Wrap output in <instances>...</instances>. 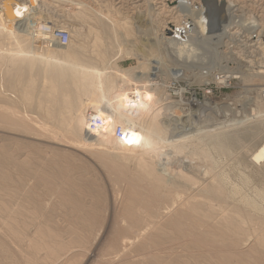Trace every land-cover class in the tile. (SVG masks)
Returning <instances> with one entry per match:
<instances>
[{"label": "rangeland", "instance_id": "1", "mask_svg": "<svg viewBox=\"0 0 264 264\" xmlns=\"http://www.w3.org/2000/svg\"><path fill=\"white\" fill-rule=\"evenodd\" d=\"M29 1L0 0V115L20 126L0 121V264H215L213 254L228 247L196 246L170 223L180 212L203 222L195 224L201 232L224 229L223 242L238 240L234 252L264 264V161L250 158L264 143V74L258 73L264 44L248 48L234 28L216 56V72L233 77L227 85L175 78L166 53L175 44L168 39L193 24L174 9L180 0ZM197 1L205 0H190ZM229 1L242 7L243 19L261 22L264 33V0ZM209 2L213 20L217 2ZM27 9L37 21L68 31L70 43L60 48L19 31L15 14ZM230 48L236 53L228 58ZM77 71L110 84V95L128 92L130 106V93L141 84L157 94L138 124L145 133L155 125L154 152L118 141L119 150L109 138L105 148L102 140L87 142V115L103 97L73 84L65 92L62 79ZM171 118L190 121L187 132L195 134L171 142ZM212 128L216 138L203 133ZM211 189L222 191L219 200L209 197ZM252 201L262 202L263 212L250 220ZM238 208L245 221L237 222ZM238 223L243 233L234 229ZM209 236L216 241L215 233Z\"/></svg>", "mask_w": 264, "mask_h": 264}, {"label": "bare ground", "instance_id": "2", "mask_svg": "<svg viewBox=\"0 0 264 264\" xmlns=\"http://www.w3.org/2000/svg\"><path fill=\"white\" fill-rule=\"evenodd\" d=\"M213 1L215 3L217 2L216 3L217 8H214L211 13L214 15L213 20H210L211 10H209V8H213V5H208V2L211 3V0H205L204 2L197 1L194 3H191L190 0H180L179 3L177 2V7L173 5L175 6L174 9L179 8L178 11L180 13L183 12L185 14L183 16L187 17L189 21L193 22L192 25L187 24V26H184L183 28H176L177 35L175 36V39H171V38L168 39V41H171V42L173 41L175 44V45H171L170 43L169 44L170 46L167 45L168 49L166 52L168 53L167 57L169 59V62L174 63L173 77L177 78V77L182 76L184 77V79L189 78L193 80L194 78H198L202 76L205 78H210V80L215 82V84L217 83L218 85H227L231 81V78H233L232 75H229V72H226V71L216 72L217 67H218V61H217L216 56L219 58L222 55V50L220 47L226 45V43L230 40L231 36L234 33L239 35L242 39L246 40L245 44L248 45V48H251V47L256 48V46L260 47L261 45L264 44L263 42L264 33H263V26L261 25V22L259 24L257 22L255 23V21L243 19V17L245 16V15H241V13H243V9L237 3H235V1H229V0H218V1L213 0ZM29 2L34 3L35 1L30 0ZM204 5H205V10L203 9ZM37 15H38L37 13L31 12V9L29 10L27 9L26 12H16L15 14L16 18L14 21L16 23L17 29H19V31L25 34L32 35V28L34 27V24L37 21ZM195 20L197 22H195ZM234 28H236L239 31L232 33L231 30H234ZM53 42L55 46H60V48L61 46L62 47L65 46V45H60L59 42L57 41H53ZM176 44L179 45L180 47H176L177 46ZM180 48L181 49L186 48V49L182 51ZM229 50L230 51L227 53L228 58H230L231 56L234 55V53H236L234 49L230 48ZM254 50L252 49V52H255ZM69 58L76 59L77 56L70 54ZM224 58L226 60L225 55H224ZM245 60L248 63H250V61H248L249 59L245 58ZM74 66L76 67V69L78 68L76 63H74ZM159 66H160V63H157V61H154L153 67L159 70ZM260 66L262 67L260 70H258V73L264 74V66L263 65H260ZM83 70L86 72H89L88 69H83ZM84 71H77L78 72L77 74L75 73L74 75H69V78L65 76L62 79L63 80L62 88L65 92L69 91L70 88L68 84H73L76 87H79L83 90L90 89L92 90L93 98L97 96L96 90L101 92L100 94L102 95L103 100L100 103H97V102L93 103L94 100L93 101L91 100L90 103H93V105L91 106L94 107V109L96 110V113L103 116V119H105L106 121L107 128L104 130V132L93 134L89 130V126H87V123H86L87 128H86L85 134H86V137L91 139V141H87V142H95L97 141V139L102 140L103 141L102 144L100 143L99 145L105 148L107 147L105 146V143H107L108 141H110V139H112L115 141V146H116L115 148L119 150L122 149L117 145V142L119 140H117L114 136L115 128L118 125H120L123 127L124 130L129 131L128 137H130L129 139L130 143L119 141L121 143V144L119 143L121 147L123 148L126 147L132 151H135V149H145L147 152H151V151L154 152L155 149L157 148L158 139H152L150 133H151V130L155 128V125L150 127L151 130L145 133L142 129L138 128L139 126L138 124L145 116H148V114H151L153 110L152 109L153 104L156 102V99H157V94L147 89V85L144 86L141 84L137 86L135 88L136 89L135 93H137V95L140 94V96L137 97L138 99H135L133 101L131 100V96H130L132 106H134L132 107L127 104L128 99H129L128 92L127 93L117 92L115 94L110 95V91L112 89L110 84H108L107 82H103V80L101 81L99 79L88 77L86 75V72L84 73ZM234 78L236 77L234 76ZM157 82L154 84L151 83V85L154 86L155 84L156 85L159 84ZM130 89L131 88L126 87L127 91ZM211 96H212V92H207V95H206L207 101L212 100ZM243 106L246 107L244 103H243ZM153 114L154 113H152V115ZM201 117L202 116L200 115L199 117L197 116V119H198L197 121H200ZM153 118H155V116ZM86 119L88 121V117ZM247 120L251 121L248 116L246 119H244V121L247 122ZM0 121H3L8 126L13 125L16 128L20 127L16 124H13L10 119V116L7 114H1ZM205 121L206 119H204V122ZM233 121H235V119ZM236 122L237 121H235L232 124H235ZM167 123H168V126L171 127V137H170L171 142L179 141L182 139H187V137H189L190 135L195 134V133L187 132L189 129H191V127L194 126L193 123L190 124V121L184 124L177 118H171ZM206 123L207 122H205L204 127L210 126V125H206ZM222 123L224 122H218L217 126H220ZM22 126L29 128L27 127V125L25 126V124ZM217 128L220 129L221 127H217ZM217 128H212L209 131L207 130L203 131V133L205 134L208 133V135H211L213 133L218 132ZM187 133L189 135H187ZM215 136L217 135H214L212 138H216ZM107 138H109L108 141H107ZM176 138H179V139H176ZM250 158H251V162L254 164H259L264 161V143L258 146V148L254 151V153L252 154ZM189 162H192V161L189 160ZM221 192L222 191L220 190L217 191V190L211 189L209 192H207V194L209 195V197H215L217 199ZM258 197L259 196H257V198ZM256 201H252L250 203V206H251L250 210L252 213H254L253 216L252 215L248 216L250 220L255 219L256 217L260 216L263 212L262 207H261L262 202L261 204H259L258 203L259 201L258 202ZM243 211L245 210L242 208L237 209L236 211L237 222L238 221L242 222L247 219V216H244ZM209 215L210 214H208V216ZM176 216L177 218H174V220L170 222L171 225L173 227L175 226L176 228H178L179 231L187 233L189 236H192L194 238L193 240L196 246H200V247L208 246L210 248V251H214V248L217 247V245L219 246V244L221 243H223L226 247H228V249L226 248L223 249L224 252H222L223 250L221 248L222 251L220 254H217V252L213 254L212 260H215V264H235L234 261H236L239 264H249V261L244 256V252L241 251L242 249L241 250L237 249V251L235 252L234 250H232L233 246L237 245L236 243L238 241L237 239L236 241L231 240L233 241L231 243L223 242L229 236V234L224 229L220 228V230H218V229L211 228L212 230H209L212 234L215 233V235L217 236L216 241H214L209 236L210 232L208 233L206 230L204 232H201L198 228L195 227L196 226L195 224L201 225L203 223V222L201 223L200 220L196 219L195 221V219L191 218L192 217L191 215L188 216L181 212L178 213ZM232 220L234 219L231 218L229 221L230 224H227L229 225L227 226L228 228L230 227ZM131 223L132 225H135V222H131ZM203 225L205 224L203 223ZM240 227H241L240 223H238L234 229H238V231L242 232L241 231L242 229ZM142 230L143 228H141V231ZM240 232L238 233L240 234ZM261 242L264 244V239H262ZM220 246L224 247L223 245H220Z\"/></svg>", "mask_w": 264, "mask_h": 264}, {"label": "built area", "instance_id": "3", "mask_svg": "<svg viewBox=\"0 0 264 264\" xmlns=\"http://www.w3.org/2000/svg\"><path fill=\"white\" fill-rule=\"evenodd\" d=\"M32 36L34 38L38 39H53L52 41L59 42L60 45L67 46L71 41V35L66 30H56L53 26H50L46 22L43 21H36L34 24V27L32 28ZM53 37V38H51ZM136 92V89L132 91L131 94V100L138 99V95ZM88 121L87 126H89V130L91 133H99L104 132V130L107 128L106 121L103 119V116L97 114L96 112L90 113L87 115ZM129 131L124 130L122 126L118 125L114 130V136L117 140L121 142H127L130 143L128 137Z\"/></svg>", "mask_w": 264, "mask_h": 264}]
</instances>
